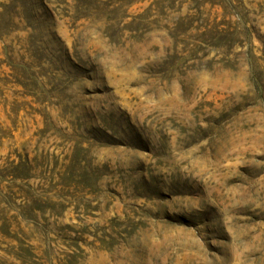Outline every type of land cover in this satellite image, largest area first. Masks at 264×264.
<instances>
[{"label":"rangeland","instance_id":"374dc122","mask_svg":"<svg viewBox=\"0 0 264 264\" xmlns=\"http://www.w3.org/2000/svg\"><path fill=\"white\" fill-rule=\"evenodd\" d=\"M0 264H264V0H0Z\"/></svg>","mask_w":264,"mask_h":264}]
</instances>
